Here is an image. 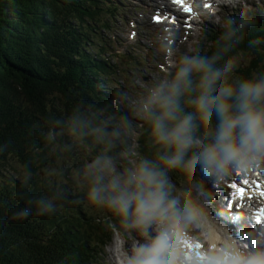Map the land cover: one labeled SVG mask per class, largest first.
Returning <instances> with one entry per match:
<instances>
[{
	"label": "trees",
	"instance_id": "1",
	"mask_svg": "<svg viewBox=\"0 0 264 264\" xmlns=\"http://www.w3.org/2000/svg\"><path fill=\"white\" fill-rule=\"evenodd\" d=\"M98 1L102 0H0V173L7 155L24 159L43 137L75 130L74 121L85 115L89 119L91 108H100L88 87H94L93 76L101 61H92V54L82 48L97 23L95 14L104 8L95 4ZM237 31L224 43L219 58L223 67L211 60L213 70H223L232 55L252 56L251 68H237L227 76L234 89L242 82L264 78V23ZM213 92L217 95V90ZM211 122L220 127L215 110ZM10 183L5 189L0 186V264H78L72 257L75 248L78 254L89 249L86 254L92 255L89 244L74 247L68 231H54L50 216L34 211L23 199L20 182ZM24 207L28 215L21 218ZM101 239L100 245L91 246L103 248L111 238ZM90 242H97L96 237Z\"/></svg>",
	"mask_w": 264,
	"mask_h": 264
},
{
	"label": "clouds",
	"instance_id": "2",
	"mask_svg": "<svg viewBox=\"0 0 264 264\" xmlns=\"http://www.w3.org/2000/svg\"><path fill=\"white\" fill-rule=\"evenodd\" d=\"M232 67V61H228L223 70H213L211 64L204 59L185 57L171 81H162L150 91L145 100L144 111L152 121L154 135L158 142L175 148L174 155L161 157L167 166L180 165L185 151L194 143V117L192 114L181 116L179 102L184 92L191 90L192 81L189 77L193 71L202 72L203 75L199 84L200 94L189 103L204 123L210 122L215 110L220 127L215 142L205 146L199 158L189 161V166L199 161L210 174L220 175L234 168L254 169L258 163L264 162V78L242 82L238 89L228 85L225 79L217 95H211L213 86L221 77H225ZM167 122L174 124L169 127ZM109 166L110 162L106 160L97 161L94 165L101 172ZM162 176L163 173L150 167L145 161L123 182L119 177H113L107 186L93 187L89 198L94 203H103L106 200L112 209L124 215H128L129 208L135 204L134 215L137 224H147L158 216L165 219L169 210L174 208L175 201L165 203L166 193L163 191ZM100 179L102 177H97L98 183ZM109 189L114 194H110L106 199L102 193ZM47 210L42 208L41 212ZM27 215V211L19 214L21 218ZM129 264L161 262L158 256L152 255V248L149 247L142 249ZM233 264H264V251L257 252L247 259L234 260Z\"/></svg>",
	"mask_w": 264,
	"mask_h": 264
},
{
	"label": "rangeland",
	"instance_id": "3",
	"mask_svg": "<svg viewBox=\"0 0 264 264\" xmlns=\"http://www.w3.org/2000/svg\"><path fill=\"white\" fill-rule=\"evenodd\" d=\"M129 1L130 0H128V3L131 4V2H129ZM133 1H136V0H133ZM248 1H250V0H241L240 6H241L242 11H244V13L242 15V24H243L242 27L245 26V27H247L248 30H250V28L252 27V24L254 25L255 21H256L254 15L257 12H259L260 15H264V9H261V3L264 0H259V1L251 0V2H253V4L250 5V10L252 12H247L248 6L243 5L244 3H247V5H248L249 4ZM256 2H258V3H256ZM88 3H89V1L85 2L86 5H88ZM184 6L187 7L186 4H184ZM118 7H120L118 12H120L122 10L124 11V9H128L127 6H124L122 3H121V5H118ZM184 11H185V9H184ZM233 11L235 12V10H233ZM141 12H142V10L138 9V11H136V15L133 16L134 17V21H133L134 24L136 23V21H138L141 25H143L145 22H147L150 25V29H148L147 32L151 35H154L157 31L160 30L159 26H158V28L152 27V25L150 24V20H149L150 17L143 18ZM227 12L229 14L228 10H227ZM145 13L147 16V12H145ZM120 14L122 15L121 12H120ZM175 14L177 15L178 12H176ZM149 15H150V13H148V16ZM221 17H222V14L220 15V23L219 24H215V22H211L214 25L213 27L209 26L207 21L203 22L202 24L195 25L192 32L189 34L187 42H185V43L182 42L181 44L177 43V47L173 49L171 60L168 61L170 63V66L178 67V69H179L182 66V61L184 60L185 57H187L189 59L198 58V59L207 60L206 56H203V54L205 55V54L217 53L218 50L220 49L218 46L220 45L221 42H217V41L214 42V44H212V48H210L211 47L210 43H211L212 38H209L207 34H202V32L214 33L216 31H218L222 34V29L227 28V26L230 30V25L228 24L229 23L228 18L221 19ZM130 18H131V16L127 17V20H130ZM125 19L126 18L120 17L119 19H117V24L114 25V23L113 24L111 23L113 20L110 19L109 16H105V19L103 21L101 20V22H100V26H102V25L104 26V27H102L104 29V32L98 33V34H95L92 36L93 46L90 48V50H86L84 47V43L88 42L90 37H87V38L83 39V41H82V48L85 49V51L87 53L92 54V55H90V58L92 61L97 62V61H99V59H102L103 57H105L106 65L111 66L110 69H108L106 71H99V72H101L102 74L103 73L106 74L105 79H103L102 81L103 82L105 81V85H107L108 90H109L108 94L112 97L116 96L115 89L117 88V85L123 84L125 87L128 86V83H126V82L123 83L124 82L123 78H125V76H126L125 79H128L129 78L128 75L135 73V71L142 66L143 61L147 62V64L149 65V69H151L153 72H155L156 69H159L158 67H156L157 64L152 62V59L150 58L149 54H147L145 51V47L146 48L149 47V42L147 40H145L143 37L141 39H137V40L135 39L133 41L127 40L128 29L125 27L127 26L128 22H125ZM260 19L263 20L262 17H260L259 20ZM88 21L91 24L92 20L89 19ZM223 23H226L227 26ZM89 30H90V28H89ZM232 32L233 31H231L230 33H232ZM159 33H161V31H159ZM139 35L140 34H138V36ZM214 36H216L218 38L219 34H214ZM251 36H249V37H251ZM116 42H117V44L113 46V44ZM104 43H105L106 47L104 46ZM119 54H121V55L124 54V58L121 59V58L117 57V55H119ZM231 55H230V57H231ZM154 57L159 59V55H157V54H154ZM141 58L148 59V60H138ZM252 59L253 58L250 54L238 53L237 55H232V57H231V61L233 63L232 69L226 74L225 77H221V79L216 82V84L213 86V90H217V93H218V90H219L218 87L221 86V84L224 82V80L227 78L228 75L233 76L235 72H238L237 68H242L243 70L251 68L253 66V62H254V60H252ZM212 61L217 63L218 66L223 67V62L219 61V59L213 57ZM208 63L211 64V62H208ZM166 67L167 66H165L164 68L166 69ZM99 72H97V73H99ZM192 73H196L197 75H201V76L203 75V73L196 72V71H193ZM99 76H101V75H99ZM106 82H110L111 86H109ZM113 90H114V92H113ZM194 90H195L194 95L189 96L191 93H193ZM200 91H201V89L199 86H198V88H196V87H193L191 85V90L185 91L184 94L180 97L179 102H180L181 109L183 108L184 104L189 103L190 100L196 98L200 94ZM211 95H214L213 91H212ZM113 105H114V103H113ZM112 107L115 108V105ZM100 113H104V111L103 112L102 111L97 112V115H101ZM95 119L98 120L97 118H95ZM200 123H204V122H202L201 119L194 122L195 125H199ZM209 123H212L211 119H210V122L204 123V124L209 125ZM89 124L92 127V123L90 122ZM173 124H174V122H173ZM173 124H171L170 126L172 127ZM93 131H96V130L93 128ZM67 133H74V135H79L82 132L75 129V130L69 131ZM140 133H141V131H140ZM90 135L91 134H89V136ZM55 136L56 135H53V137H55ZM82 136H83V138L75 139L73 141L70 140V138L67 140L68 143L72 144V149H71L70 155L65 151L62 154L57 156V158L59 160H61L62 162H64L66 165H70L72 174H79V173L82 174V171H83V169L81 167L82 165L80 164V162L77 158L80 150H76L74 147V144L77 147L81 146L82 140L86 138V137H84L83 133H82ZM157 141L158 140L156 139L155 142H157ZM106 142H107V140H106ZM106 142H104V143H106ZM65 144H66L65 139L61 138L60 136H58V138L54 139V140L52 138H49L46 141L47 147L45 146L44 148L33 150L24 159L5 158V163H4V166H3L1 173H0V181H3V183H4L3 186L1 185L2 186L1 189H5L8 184L11 185L10 181L12 180V176H18L21 179V181H19L20 184H19L18 188H20L25 193L23 199L25 201H27L31 206L38 209V208H46L45 204H44L45 200L43 199V196L41 195L39 189L38 190L32 189V188H30V186L31 185H37L41 189H44L47 185L52 187V191L55 195L54 203L50 202L48 204V207H49L48 210H50V204L54 205V208H55L57 214H59L61 210H67L68 214H67L66 220L69 222L68 224L72 227V232L75 235V239H74V243H73L74 247L77 245L88 246L86 244L90 245L91 238H94V235L91 233L90 225H87L85 227L80 226L78 224L77 217H76L74 211L70 210V208H76L77 207L76 203H77L78 198H79V195L76 193V185L77 184H74L72 186L69 185L67 187L54 173H52L49 170L52 167V165H47V163L51 159L55 158L57 148L61 145H65ZM150 145L151 144L148 141L143 143L144 147H149ZM158 149H159V153H160L161 157L172 156L175 153V151L170 152V147L167 145L164 146L162 143L159 144ZM164 151H165V154H164ZM39 161L42 162V163H39L37 165L39 173L35 174L34 179L29 181V184H28L29 186L25 185V182H27L28 179L30 178L29 172L31 171L32 168H35V163L39 162ZM179 166L180 165H178V167ZM192 170L193 171H203L204 168H201V166H198ZM31 173H32V171H31ZM202 173L205 174V172H202ZM199 174H201V173L198 172V175ZM196 177H197V175L195 174L192 178L195 179ZM6 178H7V181H6ZM73 180L76 181L75 178ZM87 183L90 186V183L89 182H87ZM240 185H243V184L240 183ZM215 186L220 188V185H218V184H215ZM92 188L93 187L90 186V190ZM244 189H247V187H245ZM65 190H67V191L65 192ZM204 191H198V196L200 198V202H202L204 205H206L208 212H209V209H213V207L215 205H213L211 207V206L207 205V203L204 202V200L202 199V196H201L202 194H205ZM189 193L192 195L195 194L192 189L189 190ZM60 199H64L65 203H61ZM176 207H177V205H176ZM214 208H216V207H214ZM99 209L100 208H98V207L92 206L90 204L86 205L84 203L83 210L89 214H92L96 218L100 217L103 214L99 211ZM71 211H72L73 215H70ZM212 211H214V210H212ZM65 215L66 214H64V216ZM211 216H212V214H211ZM213 217L214 216H212V218ZM149 223H153V220ZM76 228H79V230H77ZM95 228L98 229L96 224H95ZM116 229H118V228H116ZM132 234L136 237V239H138L136 233L132 232ZM107 236H110V233ZM114 237H115V235H114ZM88 251H89V249H86L85 253H83V254L79 253L80 256L83 258L82 264H90L89 263L90 258L86 254ZM76 252H77V250H75V253ZM105 256H106V252H103V251L99 252L96 264H109L106 261ZM77 262L79 264L78 260H77ZM93 264H95V263H93Z\"/></svg>",
	"mask_w": 264,
	"mask_h": 264
},
{
	"label": "bare ground",
	"instance_id": "4",
	"mask_svg": "<svg viewBox=\"0 0 264 264\" xmlns=\"http://www.w3.org/2000/svg\"><path fill=\"white\" fill-rule=\"evenodd\" d=\"M124 1L128 2V0H124ZM174 1L175 0H171L170 2H168V0H160V1L159 0H136V1H133V4L130 7V10L129 9H124V11L122 10L120 12L125 17L135 16L134 15V14H136L135 9L136 8L140 9L141 6H142V8H143L142 9L143 12L141 13L142 16H146L145 12L150 13V12H154L155 10L158 9L159 13H162V10L167 12V13H169L168 15L170 16V18H172L173 14H174V18H175L177 16L175 14L176 12L181 14L182 20H187V19L198 20V19H196V18H198V16H202L200 19L203 20L204 19L203 17H206L208 24H209V21H212L211 19H213V20L215 19V16H213L211 14V10L214 11L217 14L218 12H217L216 9H217L218 4L220 2H222L223 6L228 9L229 18L230 19L234 18V11L233 10H235L236 14L240 15V16H242L243 13H244V11H242L241 6H240L241 0H234V5L231 4V2L233 0H198L199 4L197 6H196L194 0H183V3L186 4L187 7H190L191 11H186V10L184 11L186 6L183 5V7H182L181 3H180L181 10L180 11L176 10L175 12L173 11L172 6L175 5L174 3H177V2H174ZM257 1H259V0H257ZM248 3L249 4H248V11L247 12H252L250 10V5L253 4V2H251V0H250V1H248ZM256 3H258V2H256ZM95 4H104V1H98V3H95ZM206 5H208V6H206ZM146 8H148V10ZM165 8H168V9H165ZM66 21L67 20H65V22ZM238 25H239V20H238ZM169 32H171L170 33L171 37L173 36V38H175L179 42H183L182 38H180V37H183V38H188L189 37L188 31L186 30L185 26L182 25V24H180L179 27H171V28H169ZM229 34H230V30H229V28H226L225 32H223V37H222L221 43L218 46L220 48L218 50V54L219 55L222 54V49H224V43L226 42L225 35H229ZM228 49H230V48H228ZM80 51H82V49H78V52H80ZM203 56H204V54H203ZM138 60H148V59L141 58V59H138ZM61 67H60V69H61ZM146 69L149 70V65L147 64L146 61H143L142 66L139 69H137V72H138V74H140L142 76H145L146 73H147ZM105 76H106V74L103 73L102 76H98L99 77L98 80L102 81L105 78ZM170 77H172V75H170ZM125 78H126V76H125ZM76 79H77L78 82H80V80H81L79 78H76ZM130 79H132L131 74H130ZM106 83L109 86H111L110 82H106ZM91 85L94 86V87H88V88L92 89V91L95 90L97 85H95V84H91ZM67 86H69V85L64 83V87H67ZM87 86H89V85H87ZM67 88H69V87H67ZM94 98L96 99V101L99 100V96H94ZM106 105L108 106L107 110H106ZM111 106H114V105H113L112 100L110 98L109 100L105 101V105L103 106V110L104 111L106 110L107 112L112 110L114 113H117L118 112V108H112ZM89 117H91L92 127L97 131V133L101 137L102 141L106 142V140L109 139L110 134H108V133L115 134L114 132H112L110 129H108L105 126L106 121L103 119V116H102L103 120H101V119H99V115L94 114V109L93 108H91V114L89 115ZM87 118H88V116L85 115L83 120H81L80 122L74 121V123L76 125V129L78 131H81L83 133L84 137L87 136V131L89 129V126L87 127L85 125V119H87ZM95 118H97L98 120L96 121ZM134 121H135V118L132 120V122L134 123ZM138 123H139L140 126L143 125V122L141 120H139ZM113 125H114V123H113ZM133 125H131V123L128 124L126 121H123V127H125L126 131H128V129L131 128ZM117 131H121V128L119 130H117ZM129 131H131V130L129 129ZM103 135H105V136H103ZM115 136L118 137L117 135H115ZM95 138L96 137L94 135L89 136V137L83 139V141L81 142V146L77 147L74 144V147H75L76 150H80L81 153H86L89 156V158L99 157L102 154L106 155L108 152H113V150H114L113 148H110L109 150H106L104 147L100 148L99 150H94L93 148H91L95 144V141H94ZM133 141H134V139L132 138V142ZM143 143H145V142H143ZM120 144H122V143H120ZM105 145H108V144L105 143ZM35 147L39 148L40 146L36 145ZM131 147H132V143L129 144V148H131ZM115 149H116V153L117 154L122 152L123 155H124L123 160L128 162L129 156L122 150L121 146L120 145H118V147L115 146ZM100 150H102L101 153H100ZM130 150H132V148ZM6 157L7 158H12L11 155H7ZM12 159H16V157H13ZM79 162H80V164L82 166L85 165L84 162H82L81 158L79 159ZM260 167H261V163H258L254 169L253 168H248V173H250L252 171H255L257 169H260ZM118 170L120 171L119 165H118ZM207 172H208V170H207ZM97 173H98V170L95 169V175H97ZM83 174L85 176H87V173L83 172ZM211 176L214 177L216 175H212L211 174ZM97 177H96V180H97ZM222 177H223V174H220L219 175V179L216 182V184L220 185V188H218L217 186H214L213 189L208 188L206 186L207 183H204V182H207L205 179H202L203 181L201 182V183L204 184L203 186L198 185V191H204L205 190L204 191L205 194L201 195L202 199L204 200V202L207 203V205H209L211 207L213 205H215L214 207H216V208L213 207V209H209V212L212 214V216H218L217 212L218 213L221 212L225 216V211L226 210L223 207H221V204H219L217 202V199H216L217 198L216 194L221 189ZM12 180H13V182H16V183L19 184L20 178L19 177L16 178L15 176H12ZM6 181H7V178H6ZM105 184L106 183L102 179L99 180V185L100 186H106ZM1 185L2 186L4 185V183L2 181H0V186ZM131 187L134 188V186H131ZM250 189H251V187L247 186V189H245V190L249 191ZM164 192L166 193V196H167L168 195V191H164ZM102 194L105 197H108L110 195L107 191H106V194H104V193H102ZM190 195H192V194H190ZM92 203H93V201H91V200H86L85 201L86 205L92 204ZM165 203L167 204L166 201H165ZM134 209H135V204H133L129 208V216L132 217V218H135ZM212 210H214V211H212ZM209 212H208V209H207L206 205H204L202 202H200V208L190 209L189 210V215L186 218L175 220L173 223H169V224H165L164 225V219H161L158 216V217H156L153 220V223H154L153 225L156 227L154 231L159 232L160 237H162V234L163 235L164 234L173 235V234H175L177 232H183L184 228L186 227V225L188 223H194V224L196 223V224H198L199 222L204 223L205 221H207V219H213ZM123 217H124L125 220L128 219V215H124L123 214ZM247 224L251 225L250 222H246L244 225H247ZM149 225H151V224H149ZM212 227H213V229L210 230L207 233H211L212 234L215 231L216 227L215 226H212ZM238 227H239V229L242 230L241 231V235H244L245 234V227H242L241 225H238ZM137 228H140V227H137ZM90 229H91V233L96 237V241L97 242L101 241V236L96 232V228L94 226H91ZM113 231L114 232H118L117 229H113ZM126 233L128 234V231H126ZM129 234L133 238V241H134V244H135V247H134L135 251H141L142 249H144L146 246H148L149 244H151L153 242V238L150 235H148V234H146L144 236L143 235L142 236H137L138 239H136V237L132 234V232H130ZM185 234H186V232H184L181 235L182 239L185 238ZM204 234H206V233H204ZM125 239L126 240L124 242L126 243V247L125 246L123 247L124 248V256L130 257L131 259H134L135 255L132 254L133 251H132V248H131V244H130L129 240H127V238H125ZM248 243L249 244H253V242H249V241H248ZM168 251H169V248L168 249H163L161 252L155 254L154 256L160 255L161 257H164V258H167V256H168V258L171 260V263L174 264L172 256L168 253ZM152 254H153V252H152ZM167 262L168 261L166 260L165 264H168ZM108 263L109 264H113L114 263V259L110 258Z\"/></svg>",
	"mask_w": 264,
	"mask_h": 264
},
{
	"label": "snow or ice",
	"instance_id": "5",
	"mask_svg": "<svg viewBox=\"0 0 264 264\" xmlns=\"http://www.w3.org/2000/svg\"><path fill=\"white\" fill-rule=\"evenodd\" d=\"M177 3H183V0H176ZM208 6V5H206ZM186 11H191L190 7H186L185 8ZM159 19V17H157V20ZM245 172H247V170H244ZM241 183H247V180L242 181ZM230 187H233L234 189H236L234 195H238L239 198L242 200L243 196H244V191L245 189L238 187L235 183H233L232 185H230ZM261 195H264V192L261 193ZM235 203L234 200L229 201V208H231L233 206V204ZM255 222L257 224H260L262 222H264V208L260 209L256 214H255ZM185 244L188 245L189 247H199V245H191L188 244V241H185Z\"/></svg>",
	"mask_w": 264,
	"mask_h": 264
}]
</instances>
